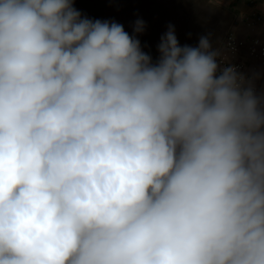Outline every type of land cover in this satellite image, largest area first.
Returning a JSON list of instances; mask_svg holds the SVG:
<instances>
[{"label": "clouds", "instance_id": "clouds-1", "mask_svg": "<svg viewBox=\"0 0 264 264\" xmlns=\"http://www.w3.org/2000/svg\"><path fill=\"white\" fill-rule=\"evenodd\" d=\"M74 3L0 0V264H264L260 74Z\"/></svg>", "mask_w": 264, "mask_h": 264}, {"label": "rangeland", "instance_id": "rangeland-1", "mask_svg": "<svg viewBox=\"0 0 264 264\" xmlns=\"http://www.w3.org/2000/svg\"><path fill=\"white\" fill-rule=\"evenodd\" d=\"M244 0H75L74 7L82 16L90 19L115 21L132 35V25L137 19L145 22L143 34L138 35L141 48L151 55L153 62L158 58L157 45L169 24L181 46L195 47L201 36L211 33L214 48H218L230 30L249 36L256 33L264 39V28L251 30L239 25L241 10L236 6ZM251 32V33H250ZM244 33V34H240Z\"/></svg>", "mask_w": 264, "mask_h": 264}, {"label": "built area", "instance_id": "built-area-1", "mask_svg": "<svg viewBox=\"0 0 264 264\" xmlns=\"http://www.w3.org/2000/svg\"><path fill=\"white\" fill-rule=\"evenodd\" d=\"M241 22L252 31L258 27L264 28V10L243 16ZM218 49L221 51L218 59L222 67L234 64L249 77L259 73L260 79L256 81V86L258 90L264 89V41L258 34L242 37L235 30H230Z\"/></svg>", "mask_w": 264, "mask_h": 264}, {"label": "crops", "instance_id": "crops-1", "mask_svg": "<svg viewBox=\"0 0 264 264\" xmlns=\"http://www.w3.org/2000/svg\"><path fill=\"white\" fill-rule=\"evenodd\" d=\"M236 6L241 10V14L238 17V23H237V27H238L239 25L243 24L241 22V19H242L243 16L249 15V14L253 13L254 11L264 10V0H244V1L240 2V3L237 2ZM243 25H245V24H243ZM250 31H251V29H250ZM240 34H244V33H240ZM253 34H256V33H253ZM260 34L261 35L264 34V31H262ZM239 36H241V35H239ZM242 37H243V35H242ZM262 40L264 41L263 38H262Z\"/></svg>", "mask_w": 264, "mask_h": 264}]
</instances>
